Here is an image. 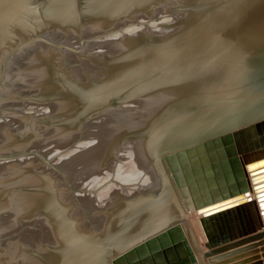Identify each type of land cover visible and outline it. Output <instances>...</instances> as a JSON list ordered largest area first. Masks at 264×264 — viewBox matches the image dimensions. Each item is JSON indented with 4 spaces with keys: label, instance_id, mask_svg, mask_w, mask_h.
Here are the masks:
<instances>
[{
    "label": "water",
    "instance_id": "water-1",
    "mask_svg": "<svg viewBox=\"0 0 264 264\" xmlns=\"http://www.w3.org/2000/svg\"><path fill=\"white\" fill-rule=\"evenodd\" d=\"M160 16L169 19L156 29L124 34L100 45L98 54H87L96 36ZM32 21L44 28L12 39L6 51L0 45V92L8 74L6 57L31 44L58 49L47 76L32 83L39 94L28 102L47 101L52 116L67 115L69 121L53 131L69 133L66 141L81 138L90 120L102 123V115L118 113L122 128L110 136L119 148L108 150L97 171L123 154L148 176L136 191L94 210L105 219L94 235L103 246L109 244L111 263L131 255L134 264H256L245 257L241 245L264 242V230L239 242L231 238L264 224V0H0V41L9 24ZM73 29L79 35L76 50L62 42ZM70 53L78 59L68 58ZM52 80L64 87L47 86ZM47 88L50 96L44 94ZM22 116L19 131L28 125L25 119L36 115ZM236 127L242 129L229 132ZM14 132L13 141H0V162L32 157L58 176L72 197L77 189L53 163L55 155L33 152L36 138ZM11 144L18 146L10 149ZM37 175L46 186L40 189L42 199L19 194L1 198L0 208L10 209L13 198L22 199L16 204L23 209L28 203V218H46L58 230L67 228L75 239L90 240L76 234L73 221L79 222L78 217L68 215L83 208L82 197L69 198L66 205L56 180L47 173ZM120 209L127 218L112 220L109 229L104 216L113 217ZM189 214L200 216L204 252L188 226ZM82 221H88L86 213ZM128 231L132 233L123 239ZM55 245L46 246L43 255L28 264H78V248L66 262Z\"/></svg>",
    "mask_w": 264,
    "mask_h": 264
},
{
    "label": "bare ground",
    "instance_id": "bare-ground-1",
    "mask_svg": "<svg viewBox=\"0 0 264 264\" xmlns=\"http://www.w3.org/2000/svg\"><path fill=\"white\" fill-rule=\"evenodd\" d=\"M33 18V17H32ZM168 19H169V17L168 16H160V17H157L156 19H153V20H148V21H144V20H139V22H137L136 24H133V25H129V26H126V27H124V28H122L121 30H117V31H115V32H112V33H108L107 35H105V36H101V37H99V36H96V39L95 40H92L94 43H93V45H91V46H88L87 47V49H88V51H87V54L89 55V56H93V55H95L97 52H98V47L101 45V46H103L104 45V42H107V41H110L111 39H116L117 37H120V36H123L124 34H131V33H133V32H135V31H138V30H140V29H142V28H144V27H148V28H151V29H156L158 26H160L161 24H163V23H166L167 21H168ZM9 26V29H8V36L10 35V39H13V35H15L16 36V38L17 37H20V35H29L30 34V32L32 31L33 32V30L34 29H43L44 27H43V23L42 24H40V23H36V22H34V21H32V23H29V24H27L26 25V23H23V24H21V25H16V24H9L8 25ZM38 26H40V27H38ZM40 29V30H41ZM125 29V31L126 32H124V34H120V35H118V36H112V38L111 39H107V40H105L106 39V37H108V36H111V35H113V34H115V33H118V32H122L123 30ZM78 29H75L74 31H70V33L71 34H65V36H64V38H67V43L68 44H71V43H77V38H79V35H78ZM95 32L96 31H94L93 33L95 34ZM92 33V34H93ZM91 34V35H92ZM6 36V35H5ZM8 36H6V38L8 37ZM21 38V37H20ZM1 42V41H0ZM6 42V41H5ZM4 42V43H5ZM63 42V41H62ZM65 42V41H64ZM1 43H3V42H1ZM5 44H7V43H5ZM3 46V45H2ZM8 46V45H7ZM6 46V47H7ZM37 46V45H36ZM31 48L32 49H34V51L33 52H31ZM8 49V47L7 48H5L4 50L6 51ZM37 49V50H36ZM111 48H109V50H110ZM3 50V51H4ZM36 50V51H35ZM58 50V49H57ZM29 52H30V58L28 57L29 56ZM20 53V52H19ZM21 53H25L23 56L22 55H20V54H17L15 57H13V60H12V58L11 59H8L9 60V62L8 63H11V61H13L14 62V65L16 66H18L20 63H21V61H23L21 58H23L24 59V61H23V63L24 62H26V60L28 59V61L26 62L27 64H25L27 67H28V73H29V66H31V65H29L28 66V63L31 61V64L34 62V64H33V66H32V68H30V69H32V70H30V73H31V75H33L35 78H38V77H43V78H45L46 76H47V72L48 71H46L47 69H49L50 68V66H51V64H52V61H56L57 60V57H58V55H57V53L55 52V51H51V50H46L45 48H43V47H41L40 45H39V47L37 46V47H32V44L31 45H27L26 47H25V49L21 52ZM72 53H70V54H68V55H71ZM20 56V57H19ZM73 56V55H72ZM7 58L8 57H6V62H5V68H6V66L8 67L9 66V64L7 63ZM21 60H20V59ZM70 58V57H69ZM72 58H77L78 59V57H77V55L75 54ZM35 59V61H33ZM50 60V62L51 63H48V61ZM13 64V63H12ZM22 64V63H21ZM20 64V65H21ZM77 65V67H80V65H78V64H76ZM9 67H11V66H9ZM21 66H19L18 68L17 67H15V68H13L12 67V69H13V71H16V70H18L19 68H20ZM23 67V66H22ZM25 67V66H24ZM52 67V66H51ZM7 69H9V68H7ZM11 69V70H12ZM15 69V70H14ZM22 69V68H21ZM10 70V69H9ZM10 70V71H11ZM20 70V69H19ZM8 71V70H7ZM13 71H12V73H13ZM21 71V70H20ZM20 71H18L19 73H20ZM17 72V73H18ZM15 73V72H14ZM14 73H13V75H14ZM23 73V72H22ZM8 74H10V73H8ZM17 75V74H16ZM19 75V74H18ZM21 75H23L22 76V78L24 79L25 77H24V75H26V73H25V71H24V74H21ZM20 76V75H19ZM32 76V77H33ZM9 77H11V76H9ZM8 77V78H9ZM6 78V77H5ZM18 78V77H17ZM21 78V79H22ZM27 78V77H26ZM29 79L31 78V76L30 77H28ZM56 80H58L57 78H55ZM11 80H13V79H11ZM19 80H20V78H19ZM56 80H52V82H49V83H47V86H50V85H57V84H60L62 87H64L61 83H58V82H55ZM17 81H18V79H17ZM25 81V80H24ZM23 81V82H24ZM31 81V80H30ZM11 82V81H10ZM19 82V81H18ZM25 82H27V80L25 81ZM24 82V83H25ZM14 83V82H13ZM22 83V82H21ZM52 83V84H51ZM12 84V83H11ZM15 84H16V82H15ZM18 84V83H17ZM17 84H16V87H17ZM28 84V83H27ZM26 84V85H27ZM29 84H30V82H29ZM15 86V85H14ZM23 86H24V84H23ZM28 86V85H27ZM6 87V86H5ZM8 87V86H7ZM13 87V86H12ZM25 87V86H24ZM23 87V88H24ZM20 88V87H19ZM28 88V87H27ZM4 90V89H3ZM7 90V89H6ZM9 90V89H8ZM18 90H21V89H18ZM23 90V89H22ZM24 90H25V88H24ZM23 90V91H24ZM28 90V89H27ZM31 90H32V87H31ZM33 90H34V88H33ZM47 93L45 92L44 94L45 95H47V96H50V94L48 93V92H51L50 91V89L49 88H47ZM66 90V89H65ZM5 91V90H4ZM4 91H1V92H4ZM36 91V90H35ZM0 92V93H1ZM9 93H10V91H8ZM25 92H27V91H25ZM69 92V91H68ZM67 92V93H68ZM5 93V92H4ZM5 94H7V93H5ZM69 94H72V92H70ZM8 95H10V94H8ZM31 95V94H30ZM44 95V96H45ZM17 96V95H16ZM24 96V95H23ZM35 96V95H34ZM11 97H13V95L11 96ZM1 98V97H0ZM3 98V97H2ZM5 98H7V96L5 97ZM25 98V97H24ZM47 98V97H46ZM8 99V98H7ZM11 99V98H10ZM13 99V98H12ZM15 99V98H14ZM5 100V99H4ZM20 100V99H19ZM29 101V100H28ZM27 101V102H28ZM7 102V101H6ZM8 102H10V100H8ZM13 102V101H12ZM53 102H55V100L53 101ZM1 103V102H0ZM31 104V103H30ZM37 104H40V105H42L43 104V106H44V104H46V105H50V103L49 102H47V101H42L41 103H37ZM16 105H17V103H16ZM32 105V104H31ZM34 105V104H33ZM45 105V106H46ZM5 106V105H4ZM15 106V105H14ZM9 107V106H8ZM36 107H38V106H36ZM42 107V106H41ZM15 108V107H14ZM47 108H50V107H47ZM12 109V108H11ZM51 109V108H50ZM49 110V109H48ZM14 111H16V110H14ZM45 111V110H44ZM46 111H47V109H46ZM18 112V111H17ZM30 112V111H29ZM51 112V111H50ZM120 112H122V111H120ZM21 113V112H20ZM116 114H118V113H116ZM116 114H112V115H114L115 117H116ZM55 115V114H54ZM65 114H63V113H60V118H62V116H64ZM111 115V114H110ZM111 115V116H112ZM16 115H14V117H15ZM19 116V115H18ZM52 116V115H51ZM20 117V116H19ZM18 117V118H19ZM17 117H15V119H16ZM117 118V120H119V117H116ZM14 119V120H15ZM13 120V121H14ZM19 120H23L22 119V117L19 119ZM57 120V119H56ZM68 120V119H67ZM99 119H96V120H93L92 122H90V123H88V124H84L83 125V128H82V131L80 132V133H82V137L81 138H77V139H74L73 138V140H70L73 136H71L70 138H69V140H67L69 143L71 142V143H73L72 145H70L68 148H66V149H63L62 150V152L61 153H63V154H59L58 153V155L57 154H55V156L56 157H54L55 159H56V162H58V160L60 161V162H63V161H65L64 163H63V165H62V168L63 169H65L66 171H68V172H72V174H77L76 176L78 177V180L79 181H81V179H80V177L82 178V176H83V178L82 179H84V180H82V181H84L83 182V188L82 189H79V191L75 194V196H79V197H82V202H84L83 203V205L84 206H89V204H90V206L93 208V209H95L94 208V206H93V204H94V202L95 203H97L98 201H99V199L102 197V196H105L106 195V193H107V195H108V197L107 198H104V199H102L101 200V202H100V204L101 203H108V202H111L113 199H117V198H120V197H122V196H120V195H125V194H131L132 192H134V191H136L137 189H138V187H140V185L141 184H143L145 181H146V179H148V176H147V173L145 174V172L142 170V166H139L138 165V163H136V162H130L131 160L129 159H124L123 158V154H122V159L121 160H119L118 162H115L114 164L111 162V161H109V163L106 165L107 167L104 169V170H102V171H97L99 168H100V166H101V164L103 163V161H104V159H105V157L107 156V153H109V151L108 150H110V152H114L115 151V149L116 148H119V147H116V145H114L115 144V140L113 139V140H111V136L110 135H112V133H114V131H116L117 129L118 130H120L122 127H119V125L121 124H119L118 122H116V121H105V122H102V123H100L99 124V129H96L95 128V125L96 124H98L99 123V121H98ZM66 121V120H65ZM15 122H16V120H15ZM19 122V121H18ZM30 122L32 123V124H34V121L33 120H30ZM123 123V122H122ZM31 125V124H30ZM8 126V125H7ZM122 126H124V125H122ZM4 127V126H3ZM16 127H18L19 128V126L17 125V126H15V128ZM44 127H46V126H44ZM48 127V126H47ZM46 127V128H47ZM102 127V128H101ZM1 128V127H0ZM17 128V129H18ZM30 128H31V126H30ZM56 127H51V129L49 130V132H48V140L50 141V143L51 144H53L54 146L52 147V148H54V149H56V150H61L60 149V147L62 146V145H66V144H68V142L66 141V139L69 137L68 135H69V133H59V134H55L54 133V135L53 134H50V133H53V131H54V129H55ZM7 129V128H6ZM14 129V128H13ZM33 129H34V127H33ZM57 129V128H56ZM240 129H242L241 127H236V128H234V129H229V132H231V133H233V135L235 134V132H238ZM4 130V129H3ZM31 130V129H30ZM1 131V130H0ZM6 131V130H5ZM12 131V130H11ZM14 131V130H13ZM26 131V130H25ZM28 132H29V130H27ZM33 131V130H32ZM16 132H18V130L16 131ZM21 132H22V130H21ZM58 132V131H57ZM23 133V132H22ZM25 133H27V132H25ZM41 133H43V132H41ZM47 133V132H46ZM2 134V133H1ZM10 134V133H9ZM31 134V133H30ZM36 134V133H35ZM38 134V133H37ZM50 134V135H49ZM74 134H76V133H74ZM79 134V133H78ZM5 135H7V134H5ZM32 135V134H31ZM39 136V135H38ZM41 136V135H40ZM95 136V137H94ZM36 137H37V135H36ZM44 137V136H43ZM45 137H47L46 135H45ZM97 137H98V139H97ZM2 138H4V137H2ZM53 138L55 139L54 140V142H53ZM38 139V138H37ZM96 139V140H95ZM39 140H40V138H39ZM47 140V139H46ZM2 141V140H1ZM38 141V140H37ZM5 142V141H4ZM3 142V143H4ZM35 142V141H34ZM43 142V141H42ZM2 143V142H1ZM45 143H47V142H45ZM237 143H238V141L236 140V139H234V145L235 146H237ZM40 144H42V143H40ZM43 145V144H42ZM44 145H46V144H44ZM44 145H43V147H44ZM48 146V145H47ZM50 147V146H49ZM48 148V147H47ZM237 148V147H236ZM70 149V150H69ZM122 149V148H121ZM45 151H46V149H44ZM48 151H50V150H48ZM51 152H53V150L51 151ZM50 152V153H51ZM121 152H122V150H121ZM47 153V152H46ZM122 153H125L126 154V156L128 157V153L127 152H125V151H123ZM48 154V153H47ZM53 154V153H52ZM66 157H72L71 159L75 162V163H72V162H70L71 160H68V161H66ZM23 158H26V157H23ZM22 158V159H23ZM19 159H21V158H19ZM21 159V160H22ZM28 159V161H29V159L30 158H27ZM32 159V158H31ZM62 161H61V160ZM65 159V160H64ZM68 159V158H67ZM120 159V158H119ZM26 160V159H25ZM25 160H22V161H20L21 162V164H20V162H18L19 164H20V167H19V170H22V169H24L25 170V168L26 169H28V168H30L29 169V171L28 172H26V173H23L21 176H20V179H25V181L23 182V184H32L31 182H34V186L39 190V186L41 187L40 189H42V188H45L46 186H45V182L44 181H40L39 180V176L37 175V172H41V173H47L48 175H50V176H52L56 181V185H55V187H57L58 188V190H59V187H60V184H59V182L61 183V184H63V182L61 181V179L60 180H58L57 181V176L56 175H54L53 174V172H49V170L46 168H44V166L42 165V164H40L39 162H38V160H36V165H35V167H38V170L34 167H30L31 165H30V163L28 162V164H25V168L24 167H22L21 165H22V163H26V161ZM10 161L11 160H9V163H10ZM14 160H12V162H13ZM17 161V160H16ZM6 162H8V161H6ZM30 162H33L32 160L30 161ZM59 162V163H60ZM68 162V163H67ZM18 163H12V164H18ZM132 163V164H131ZM2 165L4 164V163H1ZM8 164V163H7ZM12 164H10V165H12ZM60 164H62V163H60ZM10 165L8 166V167H10ZM28 165V166H27ZM5 166V165H4ZM19 166V165H18ZM18 166H16V168L18 167ZM8 167H6L7 169H8ZM12 167V166H11ZM10 167V168H11ZM14 167V166H13ZM16 168H11V169H16ZM1 169V168H0ZM4 169V168H3ZM6 169V170H7ZM11 169L9 170V172L11 171ZM5 170V169H4ZM4 170L3 171H1V172H4ZM5 170V171H6ZM18 170V169H17ZM23 171V170H22ZM37 171V172H36ZM7 172V171H6ZM14 172H15V170H14ZM21 172V171H20ZM93 172H95V173H93ZM144 172V173H143ZM12 173V172H11ZM11 173H10V175H11ZM15 173H17V171L15 172ZM85 173H86V175H85ZM2 174V173H1ZM5 174V173H4ZM19 174V173H18ZM2 176V175H1ZM5 175H3V178H5L4 177ZM7 176H8V174H7ZM12 176H14V175H11V177ZM73 176V175H72ZM77 177H76V179H77ZM85 177V178H84ZM3 178H2V180H3ZM10 178V177H9ZM8 178V179H9ZM19 179V178H18ZM19 179V180H20ZM0 180H1V178H0ZM4 181H5V179H4ZM10 181H12V180H10ZM23 181V180H22ZM22 181H21V183H22ZM2 183V182H1ZM9 183V182H8ZM13 184H14V181H13ZM15 184H17V182L15 183ZM7 185V184H6ZM18 185H20V184H18ZM80 185V184H79ZM1 186H3V185H1ZM12 186V185H11ZM13 186H15V185H13ZM63 186H64V184H63ZM4 187V186H3ZM7 187H8V185H7ZM6 187V188H7ZM5 188V187H4ZM5 188V189H6ZM8 188H10V186L8 187ZM21 188V187H20ZM64 188V187H63ZM63 188H61L60 190V196H61V200L63 201V202H65V204L67 205L68 203H69V198H68V196L66 195V194H64V192H63ZM1 189H3V188H1ZM0 189V190H1ZM64 189H67V188H64ZM6 192H7V190H6ZM62 192V193H61ZM100 194V195H98V196H96L94 199H92L91 198V195H93L94 196V194ZM18 194V193H17ZM3 195H5V194H3ZM3 195H1V196H3ZM8 195V194H7ZM6 196V195H5ZM75 196H74V198H75ZM10 197H12V196H10ZM3 198H4V196H3ZM9 199V198H8ZM15 199V198H14ZM120 199H122V198H120ZM70 200H71V198H70ZM85 200V201H84ZM14 201H16V199L14 200ZM105 201H107V202H105ZM12 203V202H11ZM14 203V202H13ZM16 203V202H15ZM31 204V203H30ZM12 205V204H11ZM26 205V204H25ZM16 206V205H15ZM89 206V207H90ZM13 207V206H12ZM18 208L20 209V207L18 206ZM14 209V208H13ZM22 209V208H21ZM24 209V208H23ZM22 209V210H23ZM27 209V208H26ZM90 209V208H89ZM11 210V209H10ZM15 210H16V208L14 209V212H15ZM9 211V210H8ZM7 211V212H8ZM16 211H19V210H16ZM24 211V210H23ZM77 211V210H76ZM75 211V212H76ZM91 211H93V216H94V222H91L90 220H88V221H82L81 223H83L82 225L80 224V218L82 219V216H84L85 215V213H86V211L83 209V208H80V209H78V211H77V214H75V213H70V214H68L69 216H71V217H75V216H77L78 217V220H79V222H75V221H73V219H72V221H73V224H74V230L77 232H75L77 235H79L80 234V236L81 237H86V238H88V239H90V240H84V241H87V242H84L83 240H77V239H75L74 237H73V235H72V232H70V231H68L67 230V228H63L62 229V231L60 232V230H58V229H56V228H54L55 227V224H53L54 225V227L52 226V225H48L46 228H45V230L47 231V232H49V234H47V236H46V240H45V242H44V244H43V247L44 246H51L50 244L48 245V242H52V243H55L56 245V247H58L59 248V250H61V252L63 253V255L65 256V258H64V260H66L67 259V255H69V254H71L70 253V251L72 250V249H76V248H78L77 249V251H78V253L77 254H75V256H74V258H77L78 257V259H79V262H78V264H112L111 263V259H112V255L110 256L109 254V250H111V248H109V244H108V246L106 247V246H103V244H102V242H101V240L99 239V238H96L95 237V235H94V233H95V231H98V229L96 230V229H94L91 225H93V223L95 224V221H96V223H97V225H98V223H100V222H97V221H100V219H102L103 221L105 220V219H103V216L102 215H98V212L97 213H95V211L94 210H90V211H88L87 210V213L88 212H91ZM2 212H3V210L1 211V209H0V213L2 214ZM7 212H5V213H7ZM14 212H10V213H13V214H16V213H14ZM31 212L32 211H30L28 214H27V218L31 215ZM258 212H259V214H262L263 215V213H262V210L260 209V208H258ZM9 213V212H8ZM18 213V212H17ZM92 213V212H91ZM3 215H4V213H3ZM20 215V214H19ZM5 216V218H7V219H9V217H8V215H4ZM7 216V217H6ZM10 216V215H9ZM14 216H17V215H14ZM24 216V215H23ZM102 216V217H101ZM119 216H120V220H123V219H126L127 218V216H126V212H122L121 211V209L119 210V211H116L115 212V215L112 217V215H110V216H104L106 219H108V222H106V225H107V227H109V229H111L110 228V226L112 225V220H117V219H119ZM40 217V216H39ZM39 217H32V218H28V219H26V218H24V219H18V220H15V219H12V221L13 220H15V221H17V226H18V228L19 229H21V228H23L24 230L25 229H31V227H32V224H36L37 222H31V220L33 219V218H39ZM12 218H14V217H12ZM17 218H20V216L19 217H17ZM22 218V217H21ZM199 218H200V216L199 215H197V214H189L188 216H187V222H188V226L190 227V230L194 233V235H196L197 236V243L199 244L200 243V241H202V239H203V237H202V234H201V228L199 227L200 226V224H199ZM261 218V217H260ZM4 219V218H3ZM2 219V220H3ZM29 219H31V220H29ZM262 219V218H261ZM0 220H1V218H0ZM10 220V219H9ZM37 220H39V219H37ZM11 221V222H12ZM119 221V220H118ZM3 222V221H2ZM2 222H1V224H2ZM5 222V221H4ZM3 222V223H4ZM10 222V224L12 225V223H14V222H12L11 223ZM43 222V221H42ZM5 223H7L8 224V221L7 222H5ZM0 224V225H1ZM9 224V225H10ZM15 224V223H14ZM46 224V223H45ZM75 224H79L78 225V227L75 225ZM3 225V224H2ZM1 225V227L3 228V227H6V225L5 226H2ZM96 225V226H97ZM15 226V225H14ZM13 226V227H14ZM77 228H76V227ZM1 227H0V229H1ZM11 227V226H10ZM16 227V226H15ZM92 227V228H91ZM104 227V226H103ZM12 228V227H11ZM10 228V229H11ZM44 228H43V230H44ZM6 229V228H5ZM8 229H9V226H8ZM3 230H4V228H3ZM7 230V229H6ZM49 230V231H48ZM131 230H133V229H131ZM264 230V224L262 225V228L261 229H259V230H254V231H252V232H250V233H248V232H246V233H241V234H239L238 236H236L235 238H231V240L232 241H240L241 239H243V238H248L250 235H254V234H256V233H258V232H260V231H263ZM1 231V230H0ZM9 231H11V230H9ZM8 231V232H9ZM15 232L17 231V230H14ZM21 231V230H20ZM23 231V230H22ZM21 231V232H22ZM31 231V230H30ZM5 232H7V231H2V233L0 234V252H4V250L3 249H8V250H10V248H12V250H10L12 253H14L15 251V253H18L19 252V250L22 248V246H18V245H16V244H14L13 245V247H11L10 246V248L8 247L9 246V244L11 245V241H13V240H11L10 242H5L6 240H5V238H4V234H5ZM25 232V231H24ZM23 232V234L24 235H22L23 237L25 236V233ZM27 232V231H26ZM51 232H52V234H51ZM71 233V234H70ZM93 233V234H92ZM125 233H126V235H125ZM123 235H122V238L123 239H125V238H127V236H129L130 235V233H132V232H130V231H128V232H125ZM18 233H14L13 234V232H12V235H17ZM35 234V233H34ZM7 235V234H6ZM5 235V236H6ZM8 235H10V234H8ZM7 235V236H8ZM21 235V234H20ZM27 235V234H26ZM83 235V236H82ZM94 235V236H93ZM35 236V235H34ZM43 236H44V234H43ZM21 237V236H20ZM27 237H28V235H27ZM29 237H31V236H29ZM28 237V238H29ZM41 237V236H40ZM83 237V238H84ZM11 238V237H10ZM14 238V240H15V238H17L16 236H14L13 237ZM18 238H19V236H18ZM22 238V237H21ZM25 238V241H26V237H24ZM8 239V238H7ZM44 239V238H43ZM85 239V238H84ZM9 240V239H8ZM21 240H24L23 238L21 239ZM30 240V239H29ZM103 240V239H102ZM24 241V242H25ZM7 243H9L8 244V246H7ZM15 243V242H14ZM51 243V244H52ZM95 243V244H94ZM255 243L256 244H254V243H244V245H241L243 248V250L244 251H242V253L243 254H245V257H249L248 259H254V263H256V264H264V242H257V241H255ZM12 244H13V242H12ZM17 244H18V242H17ZM91 244H93L92 246H91ZM96 244H98V246L96 245ZM104 244H105V242H104ZM116 244V242H114V245ZM113 245V246H114ZM117 245V244H116ZM199 247H200V250H201V252H204L205 251V249L202 247V246H200V244H199ZM113 248V247H112ZM108 250V251H107ZM75 252V251H74ZM5 253V252H4ZM1 254V255H6V254ZM109 253V254H108ZM11 254V253H10ZM79 254H80V256H79ZM62 254H60V256H61ZM62 255V256H63ZM63 256V257H64ZM7 255H6V260H4V258H3V260L2 259H0V264H18V262L16 261V256H14L13 257V255H12V257L10 258V256H9V258L10 259H7ZM26 258V257H25ZM36 259V258H35ZM132 259H133V256H131V255H128L127 256V258H122V259H119L117 262H116V264H134L133 262H132ZM27 260V259H26ZM31 260V259H30ZM68 260V259H67ZM67 260H66V262H67ZM35 262V261H34ZM25 263V262H24ZM28 264V263H27ZM142 264H151V262L150 261H144Z\"/></svg>",
    "mask_w": 264,
    "mask_h": 264
},
{
    "label": "rangeland",
    "instance_id": "rangeland-1",
    "mask_svg": "<svg viewBox=\"0 0 264 264\" xmlns=\"http://www.w3.org/2000/svg\"><path fill=\"white\" fill-rule=\"evenodd\" d=\"M23 22H21V23H18V24H22ZM73 30H75V29H73ZM39 31V30H38ZM124 32H126L125 31V29L122 31V32H118V33H115V34H113V35H111V36H108V37H106V39L105 40H107V39H111L112 38V36H118V35H122V34H124ZM32 33V31L30 32V34ZM29 34V35H30ZM118 34V35H117ZM6 35V33L5 34H3L2 35V41L1 42H3V43H0V45H1V47H3V49L2 50H4L5 48H7L8 46V44L12 41V39H10V38H6V36H8V32H7V35ZM22 36V35H21ZM13 39H17L16 38V36L15 35H13ZM6 41V42H5ZM7 43V44H5V43ZM63 43H67L66 41L64 42L63 41ZM3 45V46H2ZM73 48H75L74 50H76V47H75V43H71L70 44ZM7 46V47H6ZM51 51H55L56 53H58L59 52V50H57V49H52ZM32 52V51H31ZM17 54H20V55H24L25 53H17ZM76 53H72L71 55H68L67 54V57L69 58H72L74 55H75ZM96 54H98V53H96ZM95 54V55H96ZM58 55V54H57ZM73 55V56H72ZM25 56V55H24ZM23 56V57H24ZM20 57V56H19ZM29 58L31 57L30 56V52H29V56H28ZM12 58V60H13V57H8L7 58V63L9 62V60L8 59H11ZM28 58V59H29ZM20 59V58H19ZM23 61H24V59L23 58H21ZM20 59V60H21ZM28 59L26 60V62L28 61ZM73 59V58H72ZM23 61H21V65L19 64L18 66L16 65H14V62L13 61H11V63H8L9 64V66H11V67H7V68H9L10 70L12 69V67L13 68H15V67H19V66H21L19 69L21 70H16V71H13V69L10 71L9 69H7L8 70V73H10V74H7V75H5V77H4V86L2 87V89H1V91H4L5 93H7V94H5L4 92H1L0 93V141L2 140L3 142H4V144H7V143H9L10 141H13V138H12V136H11V133H10V131L12 130V132H13V130L15 131L14 133H16V135H18L19 136V134H24L25 132H27L26 134H28L31 138H36L34 141H32V143L34 142V144H32L31 146L32 147H40L41 146V149H38L37 147H36V149H33V152L34 151H39V153H41V152H47L48 154H57L58 155V153L59 154H63V153H61L62 152V150L63 149H61V150H56V149H54V148H52L54 145L53 144H51L50 142H48V132H49V130L51 129V127H54V126H56L57 124H59V126H62V122H68L69 121V118L67 117V115H64V116H62V118H60L61 116L60 115H54V116H51V112H52V109H50V108H47V107H49L48 105H46V104H44V106H43V104L42 105H40V104H37V103H31L30 104V102H27L28 101V97H30V98H32V100L33 99H35L34 97H36V96H38V94H39V91L38 90H36L35 91V87H33L32 86V90H31V85H32V83H34V82H36L40 77H38V78H35L33 75H31V73H30V70H32L33 68H32V66H33V64H34V62L31 64V61L28 63V66L29 65H31V66H29V73H28V67L25 65V64H27L26 62H24L23 63ZM33 61H35V59L33 60ZM13 63V64H12ZM76 65V64H75ZM23 66V67H22ZM25 66V67H24ZM81 67V66H80ZM80 67H77V65H76V70H78L80 73H82V74H84V75H86L85 74V72H84V70L83 69H81ZM22 68V69H21ZM30 68H32V69H30ZM6 70V71H7ZM15 70V69H14ZM12 71H13V73H14V75H13V73H12ZM18 71H20V73L18 72ZM24 71H25V73H26V75H24V79L22 78V76L23 75H21V74H24ZM18 72V73H17ZM23 72V73H22ZM17 74V75H16ZM20 76H19V75ZM9 76H11V77H9ZM31 76V78L29 79L28 77H30ZM33 76V77H32ZM9 77V78H8ZM18 77V78H17ZM42 77V76H41ZM19 78H20V80H19ZM22 78V79H21ZM11 79H13V80H11ZM17 79H18V81H17ZM6 80V81H5ZM27 80V82H25V81ZM31 80V81H30ZM11 81V82H10ZM25 83H24V82ZM14 82V83H13ZM15 82H16V84H17V87H16V84H15ZM22 82V83H21ZM29 82H30V84H29ZM12 83V84H11ZM28 83V84H27ZM23 84H24V86H23ZM28 86H27V85ZM15 85V86H14ZM6 86V87H5ZM8 86V87H7ZM13 86V87H12ZM20 87V88H19ZM25 88V90H24V88ZM28 87V88H27ZM45 87V86H44ZM33 88H34V90H33ZM4 89V90H3ZM7 89V90H6ZM9 89V90H8ZM18 89H21V90H18ZM24 91H23V90ZM28 89V90H27ZM45 89H46V87H45ZM8 91H10V93L8 92ZM25 91H27V92H25ZM48 90H46V92H47ZM51 91V90H50ZM53 91V90H52ZM45 93V92H44ZM8 94H10V95H8ZM31 94V95H30ZM13 95V97H11ZM18 95H20V96H23V98H18L17 96ZM35 95V96H34ZM7 96V98H5ZM3 97V98H2ZM25 97V98H24ZM11 98V99H10ZM13 98V99H12ZM15 98V99H14ZM5 99V100H4ZM20 99V100H19ZM22 99V100H21ZM27 99V100H26ZM8 100H10V102H8ZM16 100V101H15ZM23 100H24V102H27V103H24L23 102ZM7 101V102H6ZM13 101V102H12ZM30 101V100H29ZM16 103H17V105H16ZM34 104V105H33ZM5 105V106H4ZM15 105V106H14ZM46 105V106H45ZM9 106V107H8ZM36 106H38V107H36ZM42 106V107H41ZM15 107V108H14ZM12 108V109H11ZM46 109H47V111H46ZM49 109V110H48ZM14 110H16V111H14ZM45 110V111H44ZM18 111V112H17ZM30 111V112H29ZM51 111V112H50ZM21 112V113H20ZM30 114H34V115H36L35 116V118L34 117H30L29 119H25V121L28 123V125L27 126H25V127H23L24 129H22L23 131V133L21 132V131H19L18 129V127H16L15 128V126H19L20 124H18V123H20L21 122V120H19L20 118H21V115H26L27 116V118H28V116L30 115ZM14 115H16L15 117H17L16 119H15V117H14ZM20 117H19V116ZM103 116V119H104V121H116V122H118L119 124H120V120H117V118L114 116L113 117V115L111 116L110 114H105V115H102ZM19 117V118H18ZM113 117V118H112ZM16 120V122H15V120ZM22 119H24V116H22ZM57 119V120H56ZM68 119V120H67ZM97 119V118H96ZM95 119V120H96ZM14 120V121H13ZM30 120H33L34 121V124H32L31 122H30ZM66 120V121H65ZM19 121V122H18ZM24 120H22V122H23ZM35 121H38V122H35ZM93 120H90L89 122H87L86 124H88V123H90V122H92ZM40 122V123H39ZM101 122H99L98 124H96L95 125V128L96 129H99V124H100ZM31 124V125H30ZM42 124V125H41ZM8 125V126H7ZM4 126V127H3ZM30 126H31V128H30ZM44 126H48L47 128L46 127H44ZM33 127H34V129H33ZM7 128V129H6ZM14 128V129H13ZM18 128V129H17ZM102 128V127H101ZM4 129V130H3ZM31 129V130H30ZM49 129V130H48ZM6 130V131H5ZM18 130V132H16ZM26 130V131H25ZM27 130H29V132L27 131ZM33 130V131H32ZM41 132H43V133H41ZM47 132V133H46ZM2 133V134H1ZM10 133V134H9ZM32 135H31V134ZM36 133V134H35ZM38 133V134H37ZM5 134H7V135H5ZM36 135H37V137H38V135L40 136L39 138H40V140H39V138L37 139V137H36ZM45 135L47 136V137H45ZM53 135H54V133H53ZM44 136V138H43V140H41V138ZM2 137H4V138H2ZM95 137V136H94ZM47 139V140H46ZM97 139H98V137H97ZM38 140V141H37ZM54 138H53V142H54ZM96 140V139H95ZM43 141V142H42ZM45 142H47V143H45ZM40 143H42L43 145L44 144H46V145H44V147H43V145L42 144H40ZM36 145V146H35ZM48 145V146H47ZM18 145H13L12 146V144H11V146H9V148L10 149H12V148H15V147H17ZM50 146V147H49ZM48 147V148H47ZM44 149H46V151L44 150ZM48 150H50V151H48ZM53 150V152H51ZM70 150V149H69ZM51 152V153H50ZM54 157H56V156H54ZM53 157V163L57 166H60L61 168H62V165H63V163L65 162V161H63V162H60L59 160H58V162H56V159ZM27 158H29V157H26V158H21L22 160H25L26 161V163L24 162V163H22V167H26L25 166V164H28V162L30 163V167H35V165H36V160L34 159V158H30L29 159V161H28V159ZM68 158V159H67ZM72 157H66V161H68V160H71L70 162H72V163H75L72 159H71ZM119 158H120V156H119ZM21 159H15L13 162H12V160L10 161V163H9V161L8 162H0V178H1V180H0V189L1 188H3V189H1L0 190V202H1V198H3V196H4V198L7 200L8 198H9V200L12 198V197H10V196H15V195H19V194H22V195H24V196H30L32 199L33 198H40V199H42V194H43V192L42 191H40V186H39V190L34 186V182H31L32 184H23V182L25 181V179H20V176L23 174V173H26V172H28L29 171V169L30 168H28V169H26L25 168V170L24 169H22V170H19V167H20V164H21V162L20 161H22ZM122 159V157L120 158V160ZM17 160V161H16ZM33 161V162H30V161ZM61 160V159H60ZM65 160V159H64ZM123 160V159H122ZM62 161V160H61ZM18 163V162H20V164L18 163V164H12V163ZM62 163V164H60V163ZM1 163H4L3 165L1 164ZM8 163V164H7ZM68 163V162H67ZM10 164H12V165H10ZM5 165V166H4ZM10 165V167L11 168H16V166H18L16 169H11L10 167H8V166ZM14 166V167H13ZM28 166V165H27ZM6 167H8V169L6 168ZM7 171H5L4 169ZM37 170H38V167H35ZM44 168L46 169V167L44 166ZM11 169V171L9 172V170ZM18 169V170H17ZM4 170V172H1V171H3ZM14 170H15V172L17 171V173H15L14 172ZM21 171V172H20ZM12 172V173H11ZM37 172V171H36ZM62 172H63V174H66L67 176H68V180L70 181V183H71V185L74 187L73 189H77V191L75 192V194L79 191V189H82L83 188V182L84 181H82V180H84V179H82L83 178V176H82V178L80 177V179H81V181H79L78 180V177L76 176L77 174H72V172H68V171H66L65 169H63L62 168ZM2 173V174H1ZM5 173V174H4ZM10 173H11V175H14V176H12L11 177V175H10ZM19 173V174H18ZM93 173H95V172H93ZM7 174H8V176H7ZM2 175V176H1ZM3 175H5L4 177L5 178H3ZM73 175V176H72ZM10 177V178H9ZM76 177H77V179H76ZM2 178H3V180H2ZM9 178V179H8ZM20 180H19V179ZM57 178H58V176H57ZM85 178V177H84ZM4 179H5V181H4ZM10 180H12V181H10ZM23 180V181H22ZM58 180H60L59 178L57 179V181ZM13 181H14V184H13ZM21 181H22V183H21ZM2 182V183H1ZM9 182V183H8ZM17 182V184H15ZM8 185V187L10 186V188H8L7 187V185ZM18 184H20V185H18ZM59 184H60V187H59V192L61 191L60 189L61 188H66L65 187V184H64V186H63V184H61L60 182H59ZM80 184V185H79ZM144 184V183H143ZM143 184H141V185H143ZM1 185H3V186H1ZM12 185V186H11ZM13 185H15V186H13ZM21 187V188H20ZM63 188V192H64V194H67V196H68V198L70 197L71 198V200L70 201H72V198L75 196V194H72L73 196L71 197L70 195H69V193L67 192V189H64ZM79 188V189H78ZM139 188V187H138ZM6 190H7V192H6ZM5 194V195H3V196H1L2 194ZM18 193V194H17ZM62 193V192H61ZM8 194V195H7ZM98 195H100L99 193L98 194H94V196L93 195H91V198L92 199H94L96 196H98ZM108 197V195H107V193H106V195L105 196H102L100 199H99V201L97 202V203H95L94 202V204H93V206H94V208H98L97 206H104L105 205V203H101L100 204V202H101V200L102 199H104V198H107ZM13 201L15 200L14 198L12 199ZM19 200H22V199H19ZM19 200H17L16 199V201H14V203H11L10 204V209L8 208L7 210H6V208H0L1 209V211L3 210V212H2V214L0 213V218H1V220H0V224H1V222L3 221H5V222H7L8 221V224L7 223H3L2 222V226H5L6 225V227H3L4 228V230H3V228L1 227V225H0V227H1V231H0V234L2 233V231L4 232V231H7V232H5V234L3 235L4 236V238H5V242H10L11 240H13V241H11V245L9 244V243H7V246H8V244H9V248H10V246L11 247H13V245L14 244H16V245H20V246H22V248L19 250V252L18 253H12L10 250H12V248H10V250H8V249H3L4 250V252H0V259H2L3 260V258H4V260H6L5 258H6V255L8 256L7 257V259H10L11 257H12V255H13V257L14 256H16L17 258H16V261L18 262V264H27V263H33L35 260H38L39 259V254L41 255L42 253H44V248H46V246H44L43 247V244H44V242H45V240H46V236H47V234H49V232H47L46 230H45V228L49 225V223H48V221H47V219L46 218H42V217H39V218H37V219H39V220H37L36 218H33L32 220L31 219H29V220H31V222H37L36 224H32V227H31V229L29 228V229H23V228H21V229H19L18 228V226H17V221H15V220H18V219H24V218H26V219H28L26 216H27V214L30 212V211H32V210H30L31 208H29L28 207V203L25 205L26 207H27V210H26V216H25V213L21 216L22 218H17V217H19L20 215L19 214H21V211H23L24 209H26V208H24L23 210L22 209H19L18 208V204H16V203H19ZM79 201H80V199H79ZM16 202V203H15ZM81 202H82V200H81ZM105 202H107V201H105ZM31 203V202H30ZM30 203H29V206H32V205H30ZM16 205V206H15ZM82 205H83V203H82ZM13 206V207H12ZM90 206V205H89ZM89 206H84L83 205V208H84V210L86 211V215H87V220H90L91 222H94L93 220H94V216H93V211H91V212H88L87 213V210L88 211H90L91 209L92 210H95V209H93L91 206L89 207ZM20 207V206H19ZM16 208V210H19V211H16L15 210V212H14V209ZM29 208V209H28ZM90 208V209H89ZM9 210V211H8ZM9 213H8V212ZM5 212H7V213H5ZM10 212H14V213H16V214H13V213H10ZM18 212V213H17ZM24 212V211H23ZM3 213H4V215H8V217H9V219H7V218H5V216L3 215ZM73 213V212H72ZM10 215V216H9ZM14 215H17V216H14ZM7 217V216H6ZM12 217H14V218H12ZM4 218V219H3ZM3 219V220H2ZM12 219H15V220H13L12 221ZM14 222V223H12V222ZM19 221V220H18ZM43 221V222H42ZM10 222L12 223V225L10 224ZM97 222H100V221H97ZM46 223V224H45ZM5 224V225H4ZM10 224V225H9ZM100 223H98V225H99ZM16 227H15V226ZM97 225V223H96V221H95V224L93 223V228L94 229H96V227L98 226H96ZM8 226H9V229H8ZM12 228H11V227ZM14 226V227H13ZM46 226V227H45ZM45 227V228H44ZM7 230H6V229ZM11 228V229H10ZM43 228H44V230H43ZM107 229V228H106ZM9 230H11V231H9ZM14 230H17L16 232L14 231ZM22 232H21V231ZM31 230V231H30ZM97 230V229H96ZM9 231V232H8ZM25 231V232H24ZM27 231V232H26ZM62 231V228L60 229V232ZM12 232H13V234L14 233H18L17 235H12ZM23 232L25 233V236L24 237H26V241H25V238L22 236V235H24L23 234ZM35 233V234H34ZM8 234H10V235H7ZM21 234V235H20ZM28 235V237L29 236H31V237H27V235ZM43 234H44V236H43ZM51 234H52V232H51ZM6 235V236H5ZM35 235V236H34ZM14 236H16L17 238H15V240H14ZM18 236H19V238H18ZM24 239V240H21L22 238ZM41 236V237H40ZM11 237V238H10ZM9 240H8V239ZM44 238V239H43ZM30 239V240H29ZM25 241V242H24ZM12 242H13V244H12ZM15 242V243H14ZM17 242H18V244H17ZM52 243V242H51ZM51 243L50 242H48V245L50 244L51 245ZM54 244V243H53ZM34 249V250H33ZM36 252V253H35ZM6 254L5 256L4 255H1V254ZM11 253V254H10ZM43 255V254H42ZM9 256H10V258H9ZM26 257V258H25ZM36 258V259H35ZM27 259V260H26ZM31 259V260H30ZM25 262V263H24Z\"/></svg>",
    "mask_w": 264,
    "mask_h": 264
}]
</instances>
